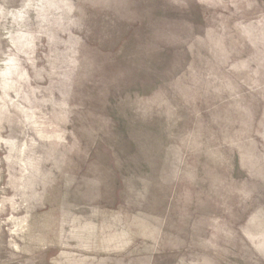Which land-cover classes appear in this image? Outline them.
<instances>
[{
  "label": "rangeland",
  "instance_id": "obj_1",
  "mask_svg": "<svg viewBox=\"0 0 264 264\" xmlns=\"http://www.w3.org/2000/svg\"><path fill=\"white\" fill-rule=\"evenodd\" d=\"M0 264H264V0H0Z\"/></svg>",
  "mask_w": 264,
  "mask_h": 264
}]
</instances>
